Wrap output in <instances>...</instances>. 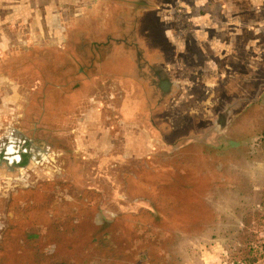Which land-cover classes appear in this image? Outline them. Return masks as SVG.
<instances>
[{
  "label": "rangeland",
  "instance_id": "rangeland-1",
  "mask_svg": "<svg viewBox=\"0 0 264 264\" xmlns=\"http://www.w3.org/2000/svg\"><path fill=\"white\" fill-rule=\"evenodd\" d=\"M82 18L69 40L0 47V264L261 258L264 0H100Z\"/></svg>",
  "mask_w": 264,
  "mask_h": 264
},
{
  "label": "crops",
  "instance_id": "crops-1",
  "mask_svg": "<svg viewBox=\"0 0 264 264\" xmlns=\"http://www.w3.org/2000/svg\"><path fill=\"white\" fill-rule=\"evenodd\" d=\"M98 2L100 0H0V47L11 45V31L16 41L22 40L27 45L69 40L70 25L83 19L84 11H90ZM254 26L253 30H257ZM49 32L54 34L52 39ZM124 67H127L126 72L131 71L128 64ZM4 81L0 73V89Z\"/></svg>",
  "mask_w": 264,
  "mask_h": 264
},
{
  "label": "flooded vegetation",
  "instance_id": "flooded-vegetation-1",
  "mask_svg": "<svg viewBox=\"0 0 264 264\" xmlns=\"http://www.w3.org/2000/svg\"><path fill=\"white\" fill-rule=\"evenodd\" d=\"M108 43H109V41H108ZM124 44L128 48L137 49V45L135 43H133L132 41H131V43L126 41V42H124ZM137 56H138V59L136 60V63L138 62V71L142 72V69H143V74L146 71L147 75L145 76V74H144L142 76L144 78H147L148 81L151 82L152 88H156L157 93L159 92L162 95V98H165L166 95L169 94V92L173 88L174 84L169 80V77L165 73L164 68H162V66H160L158 64L159 62H157L154 59L151 60L150 58L145 57L144 60H142L141 59L142 55L138 54ZM140 62H142V64H140ZM150 77H152L153 79H150ZM226 115H227V113L224 114V112L218 113V123L219 124L224 123V118H226ZM32 150H33L32 147H31V149H28V150H26V147H25V150H21V152H19L20 154L18 155V157L15 160L16 164H18V166H22L24 163V160H25V155L28 156V154H33Z\"/></svg>",
  "mask_w": 264,
  "mask_h": 264
},
{
  "label": "built area",
  "instance_id": "built-area-1",
  "mask_svg": "<svg viewBox=\"0 0 264 264\" xmlns=\"http://www.w3.org/2000/svg\"><path fill=\"white\" fill-rule=\"evenodd\" d=\"M260 237L263 240L262 244H264V226L262 228ZM261 250L264 251V247H261ZM219 264H247V263L244 262V261H231V262H229V261H222ZM253 264H264V259L259 260V261L255 262Z\"/></svg>",
  "mask_w": 264,
  "mask_h": 264
},
{
  "label": "trees",
  "instance_id": "trees-1",
  "mask_svg": "<svg viewBox=\"0 0 264 264\" xmlns=\"http://www.w3.org/2000/svg\"><path fill=\"white\" fill-rule=\"evenodd\" d=\"M27 158H28V156L25 155V160H24L23 165H25V164L27 163V160H28ZM258 242H259L260 250H257V251H261V253H262L263 256H261V258H259V259L253 258V260H252L251 262H250V261H249V262H246V261H245L247 264H253V263H255V262L259 261V260L264 259V251L261 250V247H264V244H262L263 240L260 238V239L258 240Z\"/></svg>",
  "mask_w": 264,
  "mask_h": 264
},
{
  "label": "water",
  "instance_id": "water-1",
  "mask_svg": "<svg viewBox=\"0 0 264 264\" xmlns=\"http://www.w3.org/2000/svg\"><path fill=\"white\" fill-rule=\"evenodd\" d=\"M225 119V118H224ZM226 120V119H225ZM225 123H226V121H225ZM225 123H223V124H221L222 126H225Z\"/></svg>",
  "mask_w": 264,
  "mask_h": 264
}]
</instances>
